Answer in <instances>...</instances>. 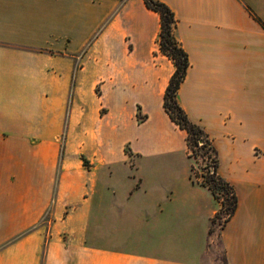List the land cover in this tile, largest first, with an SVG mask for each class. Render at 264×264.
<instances>
[{"label":"crops","instance_id":"1","mask_svg":"<svg viewBox=\"0 0 264 264\" xmlns=\"http://www.w3.org/2000/svg\"><path fill=\"white\" fill-rule=\"evenodd\" d=\"M160 1L233 214L209 231L219 203L163 107L155 11L0 0V264H264V0Z\"/></svg>","mask_w":264,"mask_h":264},{"label":"trees","instance_id":"2","mask_svg":"<svg viewBox=\"0 0 264 264\" xmlns=\"http://www.w3.org/2000/svg\"><path fill=\"white\" fill-rule=\"evenodd\" d=\"M147 8L155 11L159 16L158 46L162 54L170 59L174 70L169 77L163 95V107L170 119L186 132V143L190 156L197 154V147L209 158L208 172L201 175V184L205 185L219 203V208L211 219L209 231L214 230L217 221L219 227L230 218L236 207V196L231 184L223 180L216 172L217 157L212 141L205 130L193 123L180 106L177 92L188 68V58L174 34L175 18L172 10L160 0H143ZM192 169V167H191ZM191 177V176H190ZM224 213L225 215H222Z\"/></svg>","mask_w":264,"mask_h":264},{"label":"rangeland","instance_id":"3","mask_svg":"<svg viewBox=\"0 0 264 264\" xmlns=\"http://www.w3.org/2000/svg\"><path fill=\"white\" fill-rule=\"evenodd\" d=\"M91 42V41H90ZM90 44V43H88ZM87 44V45H88ZM197 154L192 157V169L190 171V176L193 180H201V175L205 174L208 172V166L210 164L209 158L206 157L205 154L202 153V150H200L198 147L196 149ZM222 215H225L224 213H222ZM47 217V215H44L42 220H45V218ZM222 220L217 221L214 225V230L219 228V223H221ZM29 232L28 230L22 231L20 233V235H23L25 233ZM12 240V239H11Z\"/></svg>","mask_w":264,"mask_h":264}]
</instances>
